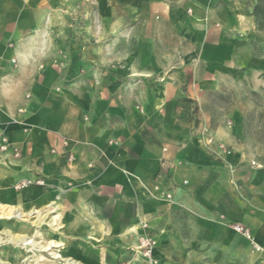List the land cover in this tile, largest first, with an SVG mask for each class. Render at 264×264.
<instances>
[{"label":"crops","instance_id":"0c3cea01","mask_svg":"<svg viewBox=\"0 0 264 264\" xmlns=\"http://www.w3.org/2000/svg\"><path fill=\"white\" fill-rule=\"evenodd\" d=\"M40 10L0 0V133L22 153L0 152L8 161L0 200L29 211L53 206L60 253L83 264L129 259L144 232L157 241V264H264V159L250 164L255 154L241 138L249 132L240 128L212 129L215 144L207 146L187 114L188 101L200 105L217 87L202 69L240 53L234 37L221 31L210 39L206 26L176 10L160 21L175 42L155 36L134 51L109 46L101 54L91 47L81 61L84 50L73 46L58 68L48 63L56 52L46 46ZM86 59L104 77L94 68L81 77ZM24 178L44 185H9ZM234 224L248 227L259 249Z\"/></svg>","mask_w":264,"mask_h":264},{"label":"rangeland","instance_id":"374dc122","mask_svg":"<svg viewBox=\"0 0 264 264\" xmlns=\"http://www.w3.org/2000/svg\"><path fill=\"white\" fill-rule=\"evenodd\" d=\"M27 1L35 12L41 9V14H38L48 21L46 46L49 52H56L49 56L48 63L58 68L66 66L71 58L70 52L73 46L84 50V55L78 56L81 61L87 57L86 49L91 47L101 54L104 47L109 46L122 51H134L139 42H151L155 36L157 42L164 38L166 40L171 38L168 41L175 42L174 38L178 35L171 33L167 24L160 21L176 10H180V14L183 18L187 17V21L191 20L197 26H206L205 31L210 39L215 38L217 32L221 31L234 37L236 48L238 47L240 53L235 56H225L217 68L208 65L207 70L202 69L199 75L203 76L205 71L211 79L217 81V87L204 91L205 98L200 105L195 101L187 102L189 103L187 104L188 119L195 127L201 125L206 135L212 137L213 144L215 139L210 134L212 129L247 130L249 134L241 138L244 137L252 153L255 154L253 161L259 164L257 167L261 166L258 158L264 159V12H257L255 7L260 4L264 8V0ZM33 27L30 31L33 33L39 31L37 26ZM160 31L161 34H159ZM162 36L164 38H161ZM7 46L12 47L13 42L9 40ZM87 60L80 64L78 70L80 76L87 78V68H94V71L89 72L92 71L98 77H104L103 72L97 70L101 67L94 62L89 65ZM54 89L59 92L61 88L55 85ZM139 110H141L140 106ZM10 143L14 146L12 142ZM217 143L228 146L223 142ZM14 147L20 154L15 157L12 153V157L18 159L21 157V150L17 145ZM228 147L232 152V148ZM0 152L5 151L0 150ZM7 165V158L0 161V170ZM18 182L13 184L11 182L9 185L15 187ZM4 186L5 184L0 181V190ZM21 189L15 188L16 191ZM164 194L165 192L163 193L165 198ZM6 199L8 197L1 199L0 205L7 204ZM4 225L6 230L16 234L31 233L35 228L34 225L38 226V234L35 236L38 246L46 244L49 236L54 237L51 229L45 224L39 225L33 215L26 221L18 218H0V235L2 236L1 227L3 228ZM28 256H30V262L25 264L61 263L59 259L52 258L48 251L31 250L30 246H16L5 240L0 241V264H21Z\"/></svg>","mask_w":264,"mask_h":264},{"label":"bare ground","instance_id":"6f19581e","mask_svg":"<svg viewBox=\"0 0 264 264\" xmlns=\"http://www.w3.org/2000/svg\"><path fill=\"white\" fill-rule=\"evenodd\" d=\"M56 209L53 206H48L47 209H34L32 211H24L19 207H15L13 204L7 203L4 205H0V218H18L20 220H28L32 215L36 218V222L40 225H47L51 231H58L60 228V215L55 214ZM33 226V225H32ZM34 229L31 233H21L16 234L12 231L6 230V225L2 229V235H0V241H7L13 245L20 246H30V249L37 251H48L50 256L54 259H59L60 264H83L78 260L74 259L71 256L64 257L60 253V249L62 246L61 242H58L54 237L49 236L47 243L44 245H37L35 240V236L38 234V226L34 225ZM54 233V232H53ZM54 236V235H53ZM156 246V245H155ZM15 256V255H14ZM29 257L23 259L21 264H25L26 262H30Z\"/></svg>","mask_w":264,"mask_h":264},{"label":"built area","instance_id":"2783aa9c","mask_svg":"<svg viewBox=\"0 0 264 264\" xmlns=\"http://www.w3.org/2000/svg\"><path fill=\"white\" fill-rule=\"evenodd\" d=\"M11 61H12V63L16 62L15 58H13ZM19 111H22V110H19ZM213 143L214 142H213L212 137L210 135H208L205 139V144L207 146H211V145H213ZM63 144L67 145L68 140L65 139L63 141ZM216 147H217L218 151H220L224 154H229L231 152L229 147L225 146L222 143L216 144ZM9 148L12 149V153L14 154L15 157L19 156L20 152L18 151V149L11 145L7 136L4 133H0V150L1 151H7ZM52 151H54V150H52ZM214 153H217V152L214 151ZM250 163H251V165L259 166V164L253 160ZM33 183L37 184V185H44V180L42 178L23 179V180H20L15 185V188L21 189V188L27 187L28 185L33 184ZM154 188L157 189V186H155ZM164 195H165L166 199H169V200L171 199L172 194L170 192H165ZM141 227L143 229H146L147 224L145 222H143L141 224ZM233 228L235 229V231H237L241 235H243L246 238H248L249 240H251L252 246L254 248L259 249L257 244H255L252 241L251 232H250L248 227L241 225V224H234ZM156 243H157V241L153 236H151L148 232H144L142 235L139 236L137 245L131 249V251H132L131 257L127 260L116 262L114 264H157V258L154 256V248H155Z\"/></svg>","mask_w":264,"mask_h":264},{"label":"trees","instance_id":"16d2710c","mask_svg":"<svg viewBox=\"0 0 264 264\" xmlns=\"http://www.w3.org/2000/svg\"><path fill=\"white\" fill-rule=\"evenodd\" d=\"M255 8H256L257 12H261V11L264 12V8L260 4L259 5H256Z\"/></svg>","mask_w":264,"mask_h":264}]
</instances>
